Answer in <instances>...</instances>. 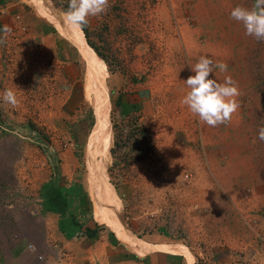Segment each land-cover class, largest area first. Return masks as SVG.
Instances as JSON below:
<instances>
[{
    "label": "rangeland",
    "instance_id": "obj_1",
    "mask_svg": "<svg viewBox=\"0 0 264 264\" xmlns=\"http://www.w3.org/2000/svg\"><path fill=\"white\" fill-rule=\"evenodd\" d=\"M37 1L56 15L68 7V0ZM252 3L109 0L106 12L89 17L81 31L102 75L101 104L110 134L104 171L122 208L120 221L155 249L198 248L208 261L193 264H219L209 257L215 252L216 219L222 218L225 229L237 225L264 240L262 215L250 213L254 205L264 206V142L257 139L264 125V42L246 36L229 15L235 6ZM45 20L59 36L76 39L71 29ZM7 38L0 35V264H44L51 253L35 216L45 203L59 209L70 204L77 218L94 220L84 182L96 117L84 98L80 45L70 42L80 58L83 99L66 124L55 102L66 88L43 82L39 55L28 57V46ZM202 55L225 62L227 72L214 70L210 78L222 81L229 75L241 93L240 107L226 125L202 124L181 104L188 91L183 81L194 74L188 65ZM5 89L15 92L17 106L3 101ZM122 91L141 99L139 110L120 117L114 101ZM68 144L75 147L64 163Z\"/></svg>",
    "mask_w": 264,
    "mask_h": 264
},
{
    "label": "crops",
    "instance_id": "obj_2",
    "mask_svg": "<svg viewBox=\"0 0 264 264\" xmlns=\"http://www.w3.org/2000/svg\"><path fill=\"white\" fill-rule=\"evenodd\" d=\"M7 29H11V32L6 37H17L24 46L29 47L24 50L28 57L39 55L38 65L42 70L43 82L48 84L52 80L66 88L65 93L61 98L59 96L60 99L56 98L55 102L59 108L58 116L65 119L67 124L83 99L82 87L79 85L80 58L77 49L71 44L79 47V41L76 37L74 40L69 39L68 34H65L69 39L66 40L63 37L64 32L60 35L61 38L59 31L51 23L37 15L30 4L21 0H0V35L5 36ZM87 38L92 41L93 37L88 35ZM91 43L99 51L98 43L95 40ZM140 99L139 93H117L114 105L120 117L126 116L129 110H139ZM74 147L69 144L66 146L63 153L64 163L70 160L71 149ZM43 209L38 216H33L40 219L42 243L51 253L44 257V264H187L184 255L171 251L153 249L141 255L133 252L111 231L100 229L94 220L89 221L87 217L77 218L70 204L59 209L45 203ZM252 209L250 213H258L262 215L260 219L264 220V206L254 205ZM216 224L215 246L211 249L215 252L209 254L211 260L215 259L219 264H264V240H256L252 233L248 236V232L245 233L237 225L225 229L222 218L220 222L216 219ZM146 244L154 246V243ZM185 249L193 262L208 261L205 253L198 248L196 252L187 246Z\"/></svg>",
    "mask_w": 264,
    "mask_h": 264
},
{
    "label": "clouds",
    "instance_id": "obj_3",
    "mask_svg": "<svg viewBox=\"0 0 264 264\" xmlns=\"http://www.w3.org/2000/svg\"><path fill=\"white\" fill-rule=\"evenodd\" d=\"M108 7L109 0H68L64 22L70 28L83 31L89 17L105 13ZM229 15L230 19L242 25L246 36L264 42V0H253L250 8L235 6ZM10 32L11 29H7L5 36ZM0 43H3V39H0ZM188 66L194 74L183 81L188 91L182 97L181 104L186 106L199 122L209 127L230 123L233 114L240 107L237 99L241 95L238 85L229 75H225L222 81L210 78L214 70L226 73L228 65L202 55ZM2 99L12 107L18 104L12 89H5ZM257 139L264 142V125L258 127Z\"/></svg>",
    "mask_w": 264,
    "mask_h": 264
},
{
    "label": "bare ground",
    "instance_id": "obj_4",
    "mask_svg": "<svg viewBox=\"0 0 264 264\" xmlns=\"http://www.w3.org/2000/svg\"><path fill=\"white\" fill-rule=\"evenodd\" d=\"M22 1L30 4L38 13L43 14L45 19L71 29L80 43L83 60L86 66L85 77L83 79L84 98L87 104L93 109L96 117V122L91 131L90 139L85 150V164L89 174L84 182L89 192V198L92 202V213L95 222H97L98 225L111 228L116 238L137 254H145L149 250L155 249L157 246L155 247V245L151 246L146 243H142L134 235H132L120 221L122 216H120V203L113 193L104 171L105 163L108 159L107 156L110 145V134L108 120L101 104L102 96L100 82L102 75L95 68L93 56L89 46L84 40L83 33L81 30L73 29L67 26L64 22V14L56 15L52 12L53 10H50L37 0ZM164 248L165 246H162L161 250ZM167 249L171 250V252L176 251L175 248L172 250L169 246L166 250ZM178 253H182V255L184 254L188 264H192L193 259L186 250H178Z\"/></svg>",
    "mask_w": 264,
    "mask_h": 264
},
{
    "label": "built area",
    "instance_id": "obj_5",
    "mask_svg": "<svg viewBox=\"0 0 264 264\" xmlns=\"http://www.w3.org/2000/svg\"><path fill=\"white\" fill-rule=\"evenodd\" d=\"M27 248H28V249H30L31 247H30V246H28Z\"/></svg>",
    "mask_w": 264,
    "mask_h": 264
}]
</instances>
